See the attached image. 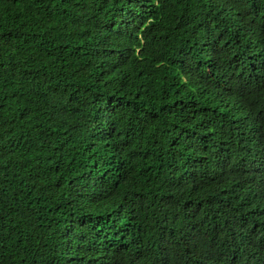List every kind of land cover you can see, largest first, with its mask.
<instances>
[{
  "label": "trees",
  "instance_id": "obj_1",
  "mask_svg": "<svg viewBox=\"0 0 264 264\" xmlns=\"http://www.w3.org/2000/svg\"><path fill=\"white\" fill-rule=\"evenodd\" d=\"M0 264H264V0H0Z\"/></svg>",
  "mask_w": 264,
  "mask_h": 264
}]
</instances>
